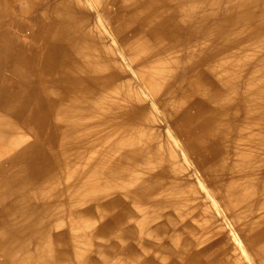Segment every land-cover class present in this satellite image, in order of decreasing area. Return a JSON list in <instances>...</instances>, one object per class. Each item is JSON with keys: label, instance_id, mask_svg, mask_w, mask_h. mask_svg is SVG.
Listing matches in <instances>:
<instances>
[{"label": "bare ground", "instance_id": "6f19581e", "mask_svg": "<svg viewBox=\"0 0 264 264\" xmlns=\"http://www.w3.org/2000/svg\"><path fill=\"white\" fill-rule=\"evenodd\" d=\"M23 24L27 41L17 32ZM119 35L149 102L116 55ZM3 68L0 256L10 262L2 264H56L51 203L66 186L83 201L124 189L147 209L110 236L119 243L110 248L129 251L131 263L101 250L93 264H264V0H0ZM179 146L206 162L244 254L230 255L221 229L205 238L209 220L192 225L209 210L185 197L195 189L180 178ZM118 199L102 212L113 213ZM91 206L82 210L90 219ZM127 213L106 220L103 233ZM160 213L164 221L150 227ZM87 217L71 222L77 254L63 256L67 264H88ZM127 238L139 242L142 261ZM33 240L42 242L40 256L27 253ZM153 247L161 257L147 254Z\"/></svg>", "mask_w": 264, "mask_h": 264}, {"label": "rangeland", "instance_id": "374dc122", "mask_svg": "<svg viewBox=\"0 0 264 264\" xmlns=\"http://www.w3.org/2000/svg\"><path fill=\"white\" fill-rule=\"evenodd\" d=\"M87 8L92 13L96 12V6L93 2H89V4L87 5ZM101 13H102V11H101ZM15 14L20 15L19 12L15 13ZM94 18L97 19L96 17H94ZM102 18L105 19V17L103 16V13H102ZM105 20H103L104 25H102V26H103V28L108 30L111 28L110 27L111 26L110 20H109V18H107ZM104 26H106V27H104ZM132 29H130L128 31L129 34L130 33L133 34L134 31L132 32ZM17 32H19V35H20L19 38L21 40L27 41L26 35H29L30 27L27 24H23V28L20 29V31L17 30ZM103 33L105 34L106 32H103ZM105 37L111 43V40H112L111 34L106 33ZM115 40H116L115 46L117 49L116 55L122 64L125 63L124 64L125 66L123 65V69L129 75L128 76L126 74L127 78L130 77L129 81L132 84V86L134 85V83L136 81L137 84H135L133 87L134 88L137 87L140 91V95H143V97H146L147 101L149 102V100L153 99V98H151L149 92H147V94L143 93L144 90H142L141 88H143V86H144V88H148V87H146L144 82H141L142 78L137 76L139 74L137 72V68H136L135 63H131V61L128 60L129 58L126 57L127 54L123 53L124 48L122 47L123 43L121 42V36L119 35V38H117ZM117 41H118V43H117ZM118 49H119V51H118ZM122 54H125V55L123 56ZM135 73H137V74H135ZM7 74L9 75V71L7 69H4V68L0 69V76L4 77V75H5V77H6V76H8ZM133 77H134V79H133ZM140 83L142 84V86L140 85ZM139 86H141V87H139ZM148 98H149V100H148ZM153 102H155V100H153ZM159 110H161V108H159ZM165 124L167 125V122ZM177 139L180 143L183 144V141H181V139H179V138H177ZM179 156H180V159L182 161L181 172H183V173H181L180 178L183 175L182 179H185L186 181H190L192 184H194L193 186L195 189V191H193L194 193L191 191H189V194L187 192H185L184 193L185 197L187 199H189V197H190V199L193 202L192 204H194V205H196L198 202H200V204H197L200 206V209L206 207L209 210L208 211L209 213L203 214L201 212V215H200L201 219L199 218V220H192V225L197 228V226L199 224L201 225L204 222L209 220L210 227L207 231L208 235L205 238H207L208 240H213V239H217L220 235H222L224 241L225 240L229 241L228 242V244H229L228 250L230 251V253H231L230 255L232 257L236 256L237 254L238 255L244 254L242 251L243 250L242 244L244 241L243 236L238 231V228L236 227L235 222H233L228 217V214L225 210L224 202L221 199H219L217 197V195L215 194L216 193L215 191H217V188L214 185L212 186L211 178L209 177V174L205 171L206 162L198 154L197 155L192 154L191 151H189V149H187L184 146L183 147L179 146ZM60 175H62V173H60ZM64 175L66 176V173H64ZM109 183H107V184L109 185ZM108 185L104 184L103 186H101L102 191H103V188H105V186H108ZM62 194H63V197H65V198H63L62 201H58V199L56 198V201L51 203V207L54 209L53 214H51V217H53V218H51V219L54 221H56V219H63L64 220L61 222L62 223L61 225H56V222L54 224V221L49 222L50 223V225H49L50 230L48 232V235L51 237V241H50V243L52 245L51 248L54 250V255H53L52 260H51L52 263L57 261L56 264H67L68 260L66 258H63V256H65V255L71 259H75V257H76L75 255L77 254V249L74 248L73 243H72L73 240H71L70 236H69V233H70V235L72 234L71 222L74 220L84 221L88 215L82 213V210L84 207H86L90 204L92 205L91 206L92 207L91 214H90L91 219L87 217L89 219L90 223L87 221V223L85 224L86 226L84 227V229H82L83 235H86L87 239L90 242V248L87 250V253H86L87 257H88V264H93L95 262L100 263L101 258H102L101 257V250H103V252H105V250L110 252V253L113 252L112 258L121 257V258L128 259V258L132 257V255L129 251L110 248L113 243L119 244V243H116V241H114L112 243L113 240L110 238L111 233H113V231L116 232V230H119L120 228L125 229L124 226H126V225L136 226V224H138V222L141 218V215L147 211L146 208L143 211L140 208H137L136 204L134 203V199H133V196L131 193H129L128 191H126L124 189H120V188L115 189V190L110 189L108 191L107 190L103 191L101 193V196L98 197L97 199L96 198H90L88 200L86 199L85 201H83V200H79L78 198H76L74 196V194L71 193L69 188H67V186H66L65 189H62ZM113 197L119 198L118 200L120 202V206L118 208L113 207V213H109V212L103 213L102 212L103 203L110 201V199ZM195 200H197V201H195ZM45 208H47V207H45ZM120 210H126L128 212L127 215H125L124 222L123 223L122 222L116 223L117 225L115 224V226H113V228L111 230H106L103 233V229H102L103 223L106 220L114 219V217L117 218L118 212ZM162 214L163 213L157 214V217H159V218L155 222L149 223V225H151L150 227L154 226L155 224L157 225V223L159 224L162 221H164L163 220L164 217H162ZM172 214L174 215V218L178 221L179 227L183 228L184 223L180 219V216L174 212H172ZM189 218H193V216L191 215ZM219 229L222 230L221 231L222 233H220V235L217 232V230H219ZM167 231L170 232L171 230L167 228ZM235 231H236V233H235ZM59 233H61V237H60ZM201 233H203V232L201 231L199 234H196L194 237H199L201 235ZM103 234H105L107 236L104 237ZM239 237H240V239H239ZM28 239L29 238H25L24 241L28 240ZM135 240H136L135 238H130L127 240V242H128V244L130 243V245L133 244V247L135 248L134 249L135 253L139 254L140 260L142 261V258H143V256H145V254L143 253V250L139 249V247H140L139 242L135 241ZM86 242H87V244H89V242L87 240H86ZM41 243L42 242L41 241L39 242V240H38V242L37 241L34 242V240L30 241L28 244V247H27L28 248L27 253H29V254L32 253V254H35L36 256H40V254H41L40 244ZM135 245H137V246H135ZM101 246H103L104 248H101ZM237 247H240V248H237ZM149 252L150 253H147L148 255H151V256L155 255V256H157V258L161 257L160 255L158 256L156 254L154 247L151 250H149ZM55 253H56V256H61L62 259L55 257ZM7 262H10V260L7 259L5 256L1 255L0 256V264L7 263ZM76 262L77 261L74 260L75 264H77ZM128 262L131 263L130 259H128ZM132 264H136V263L133 262Z\"/></svg>", "mask_w": 264, "mask_h": 264}]
</instances>
